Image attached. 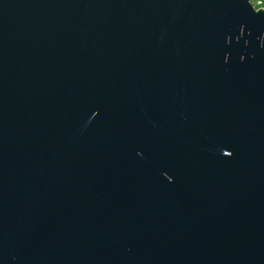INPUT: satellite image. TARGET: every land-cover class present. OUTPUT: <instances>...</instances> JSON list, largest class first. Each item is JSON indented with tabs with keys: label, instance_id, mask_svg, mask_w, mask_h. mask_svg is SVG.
Returning a JSON list of instances; mask_svg holds the SVG:
<instances>
[{
	"label": "water",
	"instance_id": "1",
	"mask_svg": "<svg viewBox=\"0 0 264 264\" xmlns=\"http://www.w3.org/2000/svg\"><path fill=\"white\" fill-rule=\"evenodd\" d=\"M0 264H264V8L0 0Z\"/></svg>",
	"mask_w": 264,
	"mask_h": 264
},
{
	"label": "trees",
	"instance_id": "2",
	"mask_svg": "<svg viewBox=\"0 0 264 264\" xmlns=\"http://www.w3.org/2000/svg\"><path fill=\"white\" fill-rule=\"evenodd\" d=\"M257 1H259V4L255 5V8L264 7V0H252L254 3Z\"/></svg>",
	"mask_w": 264,
	"mask_h": 264
},
{
	"label": "rangeland",
	"instance_id": "3",
	"mask_svg": "<svg viewBox=\"0 0 264 264\" xmlns=\"http://www.w3.org/2000/svg\"><path fill=\"white\" fill-rule=\"evenodd\" d=\"M251 3H252L253 6H255V5L259 4V1H257V2L254 3V2H252V0H251ZM262 8H264V7H262Z\"/></svg>",
	"mask_w": 264,
	"mask_h": 264
}]
</instances>
